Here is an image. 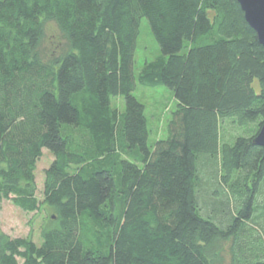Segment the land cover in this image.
Instances as JSON below:
<instances>
[{"label":"trees","instance_id":"16d2710c","mask_svg":"<svg viewBox=\"0 0 264 264\" xmlns=\"http://www.w3.org/2000/svg\"><path fill=\"white\" fill-rule=\"evenodd\" d=\"M143 18L161 55L137 77ZM138 83L176 100L153 144ZM263 124L238 0H0V204L52 213L40 245L0 229V264H264Z\"/></svg>","mask_w":264,"mask_h":264},{"label":"rangeland","instance_id":"374dc122","mask_svg":"<svg viewBox=\"0 0 264 264\" xmlns=\"http://www.w3.org/2000/svg\"><path fill=\"white\" fill-rule=\"evenodd\" d=\"M62 42L64 40L57 25L54 22L46 23L44 50L48 54L54 50H60L64 46V44H59ZM160 55V47L152 34L148 20L143 18L135 53L134 71L136 76H139L146 62L154 61ZM134 95L145 105L151 131L150 143L153 144L156 140L164 139L167 135L168 123L176 108L173 92L167 87H148L138 83ZM112 104L120 110H124L123 97H114ZM53 161V154L45 149L37 164V196L41 202L44 199L45 170L50 167ZM51 215V211L46 206H43L38 212L28 213L14 206L11 201H4L0 204V229L11 237H31L40 245L42 229ZM228 249L227 246L223 250L225 261L228 260Z\"/></svg>","mask_w":264,"mask_h":264},{"label":"water","instance_id":"95a60500","mask_svg":"<svg viewBox=\"0 0 264 264\" xmlns=\"http://www.w3.org/2000/svg\"><path fill=\"white\" fill-rule=\"evenodd\" d=\"M238 2L245 14L246 21L264 46V0H238ZM254 144L264 147V124L254 140Z\"/></svg>","mask_w":264,"mask_h":264}]
</instances>
